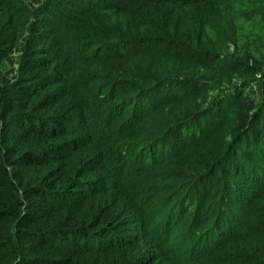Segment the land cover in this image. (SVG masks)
I'll list each match as a JSON object with an SVG mask.
<instances>
[{
    "label": "trees",
    "instance_id": "16d2710c",
    "mask_svg": "<svg viewBox=\"0 0 264 264\" xmlns=\"http://www.w3.org/2000/svg\"><path fill=\"white\" fill-rule=\"evenodd\" d=\"M249 22L264 0H0V264H264Z\"/></svg>",
    "mask_w": 264,
    "mask_h": 264
},
{
    "label": "rangeland",
    "instance_id": "374dc122",
    "mask_svg": "<svg viewBox=\"0 0 264 264\" xmlns=\"http://www.w3.org/2000/svg\"><path fill=\"white\" fill-rule=\"evenodd\" d=\"M255 23L257 22L243 23V32L241 33V35H242V41L244 43L242 44V46L244 48L249 46L250 48L254 50L264 51V26L263 28L262 27L255 28L256 26ZM229 53L232 54L233 49L229 50ZM18 60H19V55L17 53H14L13 55H11L8 63L6 62L7 69L11 70L13 68H16ZM179 232H182V230ZM179 235H181V233ZM171 243H174V244L176 243L175 244L176 254H178L177 252H182L183 250L188 248L187 245L181 244L182 243L181 239L179 241L174 239L171 241ZM188 246L190 247L191 244H189Z\"/></svg>",
    "mask_w": 264,
    "mask_h": 264
}]
</instances>
